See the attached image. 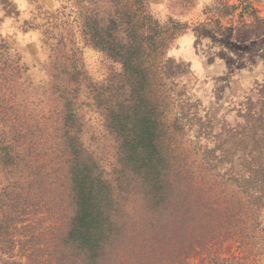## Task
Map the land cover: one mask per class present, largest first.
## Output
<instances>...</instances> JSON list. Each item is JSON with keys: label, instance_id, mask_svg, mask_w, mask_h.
<instances>
[{"label": "trees", "instance_id": "obj_1", "mask_svg": "<svg viewBox=\"0 0 264 264\" xmlns=\"http://www.w3.org/2000/svg\"><path fill=\"white\" fill-rule=\"evenodd\" d=\"M145 3L132 0L128 19L116 11L102 27L88 24V41L122 65L116 80L89 92L115 141L112 171L82 140L81 82L64 80L55 173L70 217L40 260L12 264H232L233 244L241 250L248 229L264 226V100L218 133L213 147H181L178 113L169 114L176 71L165 57L187 26L160 25ZM22 156L0 146V172ZM133 214L141 226H129Z\"/></svg>", "mask_w": 264, "mask_h": 264}, {"label": "rangeland", "instance_id": "obj_2", "mask_svg": "<svg viewBox=\"0 0 264 264\" xmlns=\"http://www.w3.org/2000/svg\"><path fill=\"white\" fill-rule=\"evenodd\" d=\"M131 2L0 0V146L23 155L6 174L0 172V264L40 260L55 227L67 226V197L55 173L64 80L71 79L69 86L81 82L84 144L107 172L114 167L115 141L89 92L93 84L116 80L122 65L88 41V24L102 27L116 11H126L128 19ZM145 5L160 25L187 26L178 28L166 51L167 64L176 71L169 114L178 113L181 147L211 148L218 133L232 129L246 108L264 100V0H146ZM59 168L61 175L67 170L64 163ZM140 223V215L133 214L129 226ZM241 240V250L233 244L232 264H264V226L250 227Z\"/></svg>", "mask_w": 264, "mask_h": 264}, {"label": "crops", "instance_id": "obj_3", "mask_svg": "<svg viewBox=\"0 0 264 264\" xmlns=\"http://www.w3.org/2000/svg\"><path fill=\"white\" fill-rule=\"evenodd\" d=\"M1 17V16H0ZM1 22V21H0ZM4 34L2 27L0 26V39L3 37L2 35Z\"/></svg>", "mask_w": 264, "mask_h": 264}]
</instances>
